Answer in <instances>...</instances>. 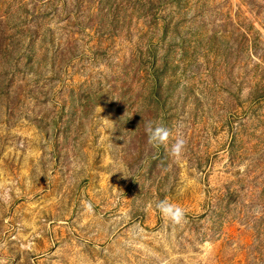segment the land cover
Returning <instances> with one entry per match:
<instances>
[{
  "label": "rangeland",
  "instance_id": "1",
  "mask_svg": "<svg viewBox=\"0 0 264 264\" xmlns=\"http://www.w3.org/2000/svg\"><path fill=\"white\" fill-rule=\"evenodd\" d=\"M4 189L0 264H264V0H0Z\"/></svg>",
  "mask_w": 264,
  "mask_h": 264
},
{
  "label": "clouds",
  "instance_id": "2",
  "mask_svg": "<svg viewBox=\"0 0 264 264\" xmlns=\"http://www.w3.org/2000/svg\"><path fill=\"white\" fill-rule=\"evenodd\" d=\"M144 131L147 135L149 144L154 147L164 145L168 141L170 134L168 128L151 121L146 122ZM183 148L184 140L178 137L175 142L171 144L169 154L174 158H178L181 155ZM8 196V189H4L3 193L0 194V198L5 200ZM155 207L161 217L170 220L174 224H180L184 219V210L166 200L157 202Z\"/></svg>",
  "mask_w": 264,
  "mask_h": 264
}]
</instances>
